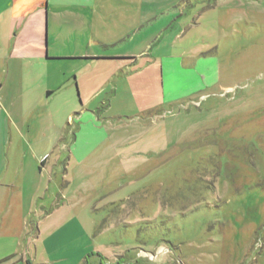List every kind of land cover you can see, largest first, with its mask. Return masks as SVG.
Here are the masks:
<instances>
[{
  "label": "rangeland",
  "instance_id": "374dc122",
  "mask_svg": "<svg viewBox=\"0 0 264 264\" xmlns=\"http://www.w3.org/2000/svg\"><path fill=\"white\" fill-rule=\"evenodd\" d=\"M107 4L122 11L85 31L84 49L97 50L92 33L121 36L112 50L123 55L146 48L164 88L135 94L133 73L117 77L87 108L98 120L71 122L72 89L41 95L65 67L32 62L18 142L32 175L31 263L264 264V0Z\"/></svg>",
  "mask_w": 264,
  "mask_h": 264
},
{
  "label": "crops",
  "instance_id": "0c3cea01",
  "mask_svg": "<svg viewBox=\"0 0 264 264\" xmlns=\"http://www.w3.org/2000/svg\"><path fill=\"white\" fill-rule=\"evenodd\" d=\"M109 2L0 0V238L7 241L1 244L0 264H32V175L31 167L26 169L21 158L22 150L18 143L24 126L32 119V62L38 66L65 67L50 77L55 79L51 82L53 85L46 87L41 95L47 102L62 92L70 93L72 89L74 101L71 100V111L67 114L71 122L85 115L92 122L98 120L96 114L87 108H92L90 103L97 93L117 77L124 80L133 73L136 78L130 79V89L135 94H158L154 91L164 88L161 68L154 58L147 57L146 48L140 53L123 55L112 50L123 41L121 36L103 41L102 37L92 33L89 46L94 45L97 50L84 49L85 31L90 34V31L110 29L100 24L103 22L100 18L110 19L122 11L115 10L107 4ZM158 9L154 6L146 11L142 23L156 16L160 12ZM87 17L91 27L85 26ZM120 26L127 33V29L129 32L133 30L126 23ZM62 37L68 41L71 39L69 47L60 49L58 42L63 40ZM139 78L144 79L141 82L145 84L139 86L135 83ZM17 81L22 85H15ZM151 83L152 86H148ZM140 105L147 112L157 106L154 102ZM75 126L78 132H83V126ZM81 132L74 135V143H77ZM30 141L31 138L28 139L31 147ZM41 156L46 157L47 154L41 153L39 158Z\"/></svg>",
  "mask_w": 264,
  "mask_h": 264
}]
</instances>
